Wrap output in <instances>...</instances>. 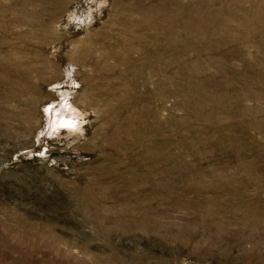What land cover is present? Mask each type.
Instances as JSON below:
<instances>
[{
	"label": "rangeland",
	"instance_id": "1",
	"mask_svg": "<svg viewBox=\"0 0 264 264\" xmlns=\"http://www.w3.org/2000/svg\"><path fill=\"white\" fill-rule=\"evenodd\" d=\"M0 264H264V0H0Z\"/></svg>",
	"mask_w": 264,
	"mask_h": 264
}]
</instances>
